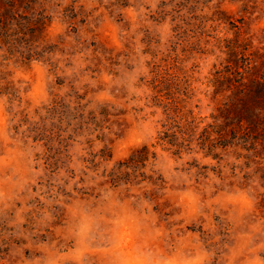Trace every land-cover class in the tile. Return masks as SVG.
Wrapping results in <instances>:
<instances>
[{
	"label": "rangeland",
	"instance_id": "374dc122",
	"mask_svg": "<svg viewBox=\"0 0 264 264\" xmlns=\"http://www.w3.org/2000/svg\"><path fill=\"white\" fill-rule=\"evenodd\" d=\"M0 264H264V0H0Z\"/></svg>",
	"mask_w": 264,
	"mask_h": 264
}]
</instances>
